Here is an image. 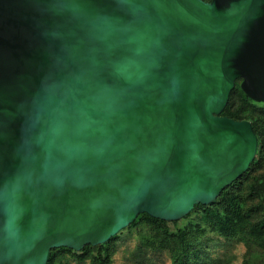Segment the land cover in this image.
<instances>
[{"label":"water","instance_id":"1","mask_svg":"<svg viewBox=\"0 0 264 264\" xmlns=\"http://www.w3.org/2000/svg\"><path fill=\"white\" fill-rule=\"evenodd\" d=\"M264 0H0V264L213 202L253 161Z\"/></svg>","mask_w":264,"mask_h":264},{"label":"rangeland","instance_id":"2","mask_svg":"<svg viewBox=\"0 0 264 264\" xmlns=\"http://www.w3.org/2000/svg\"><path fill=\"white\" fill-rule=\"evenodd\" d=\"M225 107L253 125L257 149L249 171L222 197L176 221L139 214L103 244L52 249L48 264H264V102L233 90Z\"/></svg>","mask_w":264,"mask_h":264},{"label":"trees","instance_id":"3","mask_svg":"<svg viewBox=\"0 0 264 264\" xmlns=\"http://www.w3.org/2000/svg\"><path fill=\"white\" fill-rule=\"evenodd\" d=\"M204 1H209V0H204ZM239 82H240V80H237L236 81V83H235V87L231 90V92H230V94L232 93V91L233 90H236V91H238V92H240L247 100H250L248 97H246L244 94H243V92L241 91V89H240V87H239ZM230 94H229V97H230ZM226 108V107H225ZM225 108L223 109V111H222V115H225V116H227V117H229V118H232V119H235V120H240V119H237V118H233V117H231V116H228V115H226L225 114ZM248 121V120H247ZM252 125V124H251ZM252 128H253V130H254V132H255V128L253 127V125H252ZM256 134V133H255ZM252 163V162H251ZM251 163H250V165H251ZM250 165H249V167L247 168V170L240 176V177H238L235 181H233L230 185H228L227 187H225L224 188V190L220 193V195L217 197V199L218 198H220V197H222L223 196V193H224V191L226 190V189H228L229 187H231L235 182H237L241 177H243L244 175H245V173L247 172V171H249V168H250ZM261 195H262V208H263V211H264V181H263V184H262V188H261ZM212 203V202H211ZM210 203V204H211ZM198 205H201V204H198ZM195 206H197V205H195ZM194 206V207H195ZM142 216H144V217H146V218H148V219H151V220H153V221H163V220H161V219H156V218H153V217H151V216H149V215H147L146 213H142L141 214ZM52 251V250H51ZM50 254H51V252H50ZM51 257V256H50ZM49 260H50V258H49ZM49 260H48V263H49ZM47 263V264H48Z\"/></svg>","mask_w":264,"mask_h":264}]
</instances>
